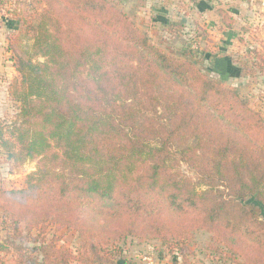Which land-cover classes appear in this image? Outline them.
<instances>
[{
    "label": "trees",
    "instance_id": "16d2710c",
    "mask_svg": "<svg viewBox=\"0 0 264 264\" xmlns=\"http://www.w3.org/2000/svg\"><path fill=\"white\" fill-rule=\"evenodd\" d=\"M36 1L44 8L26 22L33 43L15 59L17 111L0 117V150L13 166H37L21 188H0L11 219L0 264H134L115 244L154 238L184 254L198 225L232 259L264 264L262 114L112 2ZM55 223L79 232L77 255L47 238Z\"/></svg>",
    "mask_w": 264,
    "mask_h": 264
},
{
    "label": "rangeland",
    "instance_id": "374dc122",
    "mask_svg": "<svg viewBox=\"0 0 264 264\" xmlns=\"http://www.w3.org/2000/svg\"><path fill=\"white\" fill-rule=\"evenodd\" d=\"M108 1L126 12L141 30L147 32L154 45L175 57L193 61L208 77L222 80L225 86L237 87L240 95L248 100L251 108L260 112L264 118L263 12L260 16L235 12L232 13L235 15V21L226 19L225 24L209 18L213 23L207 22L206 24H210L208 28H202L200 31L191 26H181L178 23L180 21H175L177 18L170 21L171 25L153 23V15L137 13L141 10V8L138 10L140 4L135 3L138 0ZM234 6H237L236 3ZM43 8L44 5L38 4L36 0H0V37L3 38L0 40V46L4 47V58L9 64L6 72L8 83L6 109L0 117H11L17 111V103L10 99L9 93L10 84L14 82L16 76L15 59L18 54L27 57L31 51L33 31L28 32L26 22L34 21L37 13H41ZM237 9L239 10V7ZM175 15L178 16L177 13ZM200 32H203L202 39L198 38L202 35ZM195 43L198 44L197 49L192 46ZM216 54L233 58L243 71H239L237 76L225 75L222 67L218 66L216 69L211 62ZM36 166L37 160L27 161L21 166H13L9 153L0 150V188H21L25 176L34 171ZM180 170L183 174L198 180L197 174L187 164L181 163ZM10 220L8 214L0 208V238L8 234L5 226ZM56 225V223L49 225L46 231L47 238L54 235L62 236L60 244H65L74 255H77L81 243L79 232L75 229L57 231ZM22 228L24 229V225ZM33 234L37 235L38 231L35 230ZM25 235L26 232L23 236ZM24 242L27 245L33 244L28 237H24ZM115 248L119 249L118 256H126L134 264H147L143 259L146 255L152 257V264H182L184 257L191 264H244L240 258L232 259L225 244L218 243L213 239V233L200 225L193 230L191 238L185 244L184 254L180 251V246L172 248L154 238L128 237L125 241L115 244ZM12 256L8 254L7 258L12 259ZM73 264L80 263L73 261Z\"/></svg>",
    "mask_w": 264,
    "mask_h": 264
},
{
    "label": "crops",
    "instance_id": "0c3cea01",
    "mask_svg": "<svg viewBox=\"0 0 264 264\" xmlns=\"http://www.w3.org/2000/svg\"><path fill=\"white\" fill-rule=\"evenodd\" d=\"M138 1L140 3H138ZM135 3L140 4V11L137 13H149L153 15V23L170 24V21H180V25L191 26L192 28L201 31L202 28H208L207 22H219L225 24L227 18H224L222 11H225L233 21L236 13L244 15L260 16V13H264V0H138ZM134 3V4H135ZM236 3L237 6H234ZM238 3L240 5L238 6ZM235 8H234V7ZM239 7V10L237 9ZM260 11V12H258ZM258 12V13H257ZM178 14L175 15V14ZM233 13V14H232ZM257 13V14H256ZM256 14V15H255ZM263 16V15H261ZM250 17V16H248ZM211 18L213 21H209ZM211 23V24H212ZM171 25V24H170ZM218 33V32H217ZM199 39L203 38V32ZM221 35V33H219ZM210 37V36H209ZM3 38L0 37V40ZM8 60L4 58V47L0 46V116L4 109H6V97L8 94L7 87V68ZM10 62V61H9ZM211 62L214 64L216 69L218 66L224 69L225 75L237 76V73L243 70L234 61L233 58L222 56L221 54L214 55Z\"/></svg>",
    "mask_w": 264,
    "mask_h": 264
},
{
    "label": "built area",
    "instance_id": "2783aa9c",
    "mask_svg": "<svg viewBox=\"0 0 264 264\" xmlns=\"http://www.w3.org/2000/svg\"><path fill=\"white\" fill-rule=\"evenodd\" d=\"M197 45H198L197 43L192 44V46L195 47L194 49L198 48ZM143 259L147 262V264H152V257L151 256L146 255V256H144Z\"/></svg>",
    "mask_w": 264,
    "mask_h": 264
}]
</instances>
